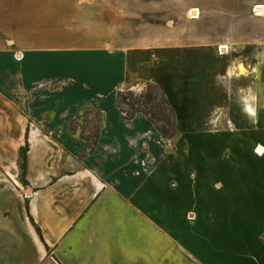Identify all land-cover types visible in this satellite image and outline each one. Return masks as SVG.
<instances>
[{
  "label": "crops",
  "instance_id": "obj_1",
  "mask_svg": "<svg viewBox=\"0 0 264 264\" xmlns=\"http://www.w3.org/2000/svg\"><path fill=\"white\" fill-rule=\"evenodd\" d=\"M257 5L264 0L0 2V75L17 50V90L36 96L27 115L0 87V264H264ZM138 81L155 84L186 121L218 116L233 128L187 130L179 163L147 168L137 155L155 135L150 122L104 115L83 152L56 107L108 105ZM149 152L158 155L154 144Z\"/></svg>",
  "mask_w": 264,
  "mask_h": 264
},
{
  "label": "rangeland",
  "instance_id": "obj_2",
  "mask_svg": "<svg viewBox=\"0 0 264 264\" xmlns=\"http://www.w3.org/2000/svg\"><path fill=\"white\" fill-rule=\"evenodd\" d=\"M15 1L19 0H0V2H11V4ZM44 1L51 2L53 0ZM192 17L193 16H190L189 19ZM225 51H227V49ZM14 53L13 64L10 65L9 60L6 61V64L11 66L7 67L9 72L0 75V87L3 89L1 92L9 101H11L17 110L23 113L25 112V114L28 115V108L31 109L30 112H35L36 107L34 106V103H36V96L33 95L34 91L30 90L31 88L28 85L27 87H21L17 90L18 83H21V81L23 82L24 80L20 79L22 65L15 66L14 64L15 61L20 59L16 54L20 53H18L17 50H15ZM33 59L36 60L37 58L29 57V60H32V62L29 63L32 74L33 72H36L38 65L36 62H33ZM31 72L30 75H32ZM15 74L17 75V78ZM30 75L29 73H26V77L30 78V82H37L33 81ZM29 91L30 95L28 93ZM118 92L122 93V98H127L125 103H128L129 101H137L139 105L136 108L150 114V116H145L141 113L133 114L127 106H122L123 108L121 110L118 107L117 102ZM147 95L149 98H147ZM110 97L109 104L104 106L65 107L61 105L56 107V112L59 113L63 119H67L66 122H62L63 128L69 129L72 135H75L80 141L84 142V147L82 148L83 152H89L94 149L104 115H110V118H113L114 115H119L125 121L133 120L135 117L142 115L148 122H150L151 126L156 131L155 135L152 139L148 137L146 140L142 141L139 149V156L137 155L138 160L142 162V164H145L147 168H153L156 165L157 168L159 167V164L166 160L179 163L182 135L185 131L187 132V130L233 128L232 122L221 120L218 116H216V120H211V122L200 121L198 120L197 115H194L195 119L197 118L196 120L186 121L184 115L177 114L174 110L175 108L168 104L167 99H165L158 87L151 82H135L131 87H125L117 92L115 91ZM196 109L195 112H198ZM209 109L210 113L213 115L220 113V110L216 109V107H209ZM228 113L229 107H226L221 110L220 115L221 117H225ZM130 117L132 119H130ZM151 117H154V120ZM161 131L163 133L162 135L160 133ZM151 144H154L158 151L156 157L149 152V145ZM21 172L20 174L22 175ZM140 172H137V174Z\"/></svg>",
  "mask_w": 264,
  "mask_h": 264
},
{
  "label": "trees",
  "instance_id": "obj_3",
  "mask_svg": "<svg viewBox=\"0 0 264 264\" xmlns=\"http://www.w3.org/2000/svg\"><path fill=\"white\" fill-rule=\"evenodd\" d=\"M122 97H123L122 93L118 92V95H117V100L118 101L117 102H118V107L121 110L123 108L122 106H127L133 112V114L134 113H141V114H143L145 116H150V114H147V113H145L143 111H140V110H138L136 108L139 105L137 101H129L128 103H125L127 98L125 99V98H122ZM145 98H146V96H145ZM147 98H149L148 95H147ZM152 111H154V110H152ZM151 118L154 120V117H151ZM130 119H132V118L130 117ZM153 120H150V121H153ZM160 133H161V135L163 134L162 131ZM24 151H25L24 149H21L20 156H21L22 161H23V158H24ZM21 170H22V173H23V171H24V166L23 165L21 166ZM262 241L264 242V235L262 236Z\"/></svg>",
  "mask_w": 264,
  "mask_h": 264
},
{
  "label": "built area",
  "instance_id": "obj_4",
  "mask_svg": "<svg viewBox=\"0 0 264 264\" xmlns=\"http://www.w3.org/2000/svg\"><path fill=\"white\" fill-rule=\"evenodd\" d=\"M251 14L254 17L263 19V21H264V7L263 6H259V5L253 6L251 9ZM221 48H223V49H221ZM218 50L219 51L222 50L224 52L226 50V48L225 47H218Z\"/></svg>",
  "mask_w": 264,
  "mask_h": 264
},
{
  "label": "bare ground",
  "instance_id": "obj_5",
  "mask_svg": "<svg viewBox=\"0 0 264 264\" xmlns=\"http://www.w3.org/2000/svg\"><path fill=\"white\" fill-rule=\"evenodd\" d=\"M196 15H197V12H195V14H192V15H190V16H193V18H195ZM262 152H263V150H262L261 148H257V153H258V154H262Z\"/></svg>",
  "mask_w": 264,
  "mask_h": 264
}]
</instances>
